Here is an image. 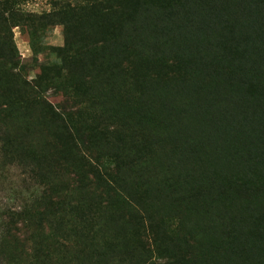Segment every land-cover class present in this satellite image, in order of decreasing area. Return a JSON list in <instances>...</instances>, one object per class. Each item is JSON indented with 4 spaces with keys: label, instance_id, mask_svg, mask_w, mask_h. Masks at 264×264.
Wrapping results in <instances>:
<instances>
[{
    "label": "trees",
    "instance_id": "trees-1",
    "mask_svg": "<svg viewBox=\"0 0 264 264\" xmlns=\"http://www.w3.org/2000/svg\"><path fill=\"white\" fill-rule=\"evenodd\" d=\"M165 1H155L150 6H159ZM170 1L174 7L169 11L172 14L179 9H197L207 14L218 28L214 32L216 43L211 41L208 48L198 50L199 57L212 53L213 61L221 64L223 74L231 83L228 96L237 98L246 110L236 118L232 113L222 116L211 132L218 136L224 134V139L241 133L240 150L246 151L248 168H254L260 180L256 182L249 177L236 180L231 183V189L255 187L264 195V81L256 85L250 70L241 84L233 83L238 59L251 56L256 50L264 54V1H245L242 8L246 13L240 19L228 15L230 3L226 0ZM220 1H224L221 9L218 8ZM69 8L86 12L87 19L90 17L95 23L113 13L124 16L127 10L122 0H84L82 6ZM133 18L138 19V15ZM237 20L242 29H252L247 41L253 38L256 42L246 54L231 44V38H224L230 35L227 22ZM76 21L77 16L61 17L59 24L65 30L64 46L57 48L61 62L73 50V42L68 38ZM194 22L185 24L191 26ZM150 23L156 30L153 35L161 34L164 28L170 29L172 24L169 21L162 25L157 11ZM108 39H99L101 48ZM3 58L0 54V60ZM9 59H3L5 69L6 63L12 61ZM143 74L151 78L150 74ZM36 90L34 86L29 103H44ZM142 96L139 98L143 107L130 110L128 115L121 107L112 105L107 109L101 103L92 109L88 118H82L78 111L66 112L47 104V114H40L44 130L56 137L52 139L54 142L63 141L66 146L65 152L52 155L55 157L51 160L9 134V123L4 116L13 112L21 125H27L32 117L28 101L11 95L1 103L0 125L6 130L0 139L2 164L6 167L17 161L27 167L43 189L18 209L0 211V264H198L210 250L194 245L196 234L210 241L206 243L209 248L214 240L212 251L243 252L244 242L237 240L235 233L221 229L215 237L212 235L218 223H228L232 218L227 205L222 203L226 193L212 186L208 197L201 200L203 205L197 203L202 191L199 182H194L196 176L182 160L183 152L178 151L176 143L165 138L167 123L160 122L157 138L152 139L148 123L153 122L155 113ZM219 102L217 99L216 103ZM198 112L192 109L194 116L198 117ZM179 113L182 114L178 112V116ZM256 127L262 129V134H255ZM204 133L203 137L210 138L209 132ZM224 139L211 140L205 153L217 159L227 157L229 162L239 160L238 149L228 146ZM194 142V138H187L188 145ZM158 151H162L158 155L162 175L157 178L150 162ZM180 193H183L181 197ZM197 208L211 217L213 224L208 228L199 224ZM235 210L241 214L243 206L238 203ZM250 216L256 223L253 233L261 241L259 254L264 264V215L253 210Z\"/></svg>",
    "mask_w": 264,
    "mask_h": 264
},
{
    "label": "rangeland",
    "instance_id": "rangeland-1",
    "mask_svg": "<svg viewBox=\"0 0 264 264\" xmlns=\"http://www.w3.org/2000/svg\"><path fill=\"white\" fill-rule=\"evenodd\" d=\"M83 1L0 0V54L6 60H12L6 63L7 69L4 68L6 60H0V105L11 95L26 99L29 103L34 86L41 94L39 99L44 101L42 104L35 101L29 103L32 117L27 125H21L13 112L5 115L9 134L17 136L35 153H43L51 160L55 157L52 155L65 152L66 146L62 144L63 141L54 142L52 139L56 137L44 130L45 124L40 121V114H47V104L66 112L78 111L82 118H88L92 109L101 103L107 109L112 105L119 109L121 107L128 115L130 110L143 107L139 98L143 95L155 113L153 122L148 123L149 133L155 140L160 122L167 123L165 138L174 141L178 151L183 152L181 159L196 176L194 182H199L202 195L197 203L203 205L202 201L208 197L212 186L226 193L222 203L227 205L231 213L229 217L232 218L228 223H218V229L212 235L215 237L221 229L227 230L235 233L237 240L245 245L240 254L230 253L228 249L216 252L212 251L215 248L214 240L211 241L212 248H209L206 243L210 241L196 234L194 245L210 250L198 260V264H262L259 254L262 245H259L261 241L253 233L256 223L250 213L254 210L264 215V195L255 187L231 189V183L236 180L249 177L257 182L259 176L254 168H248L246 151L240 150L241 133L224 139V134L218 136L211 132L214 123L222 116L232 113L236 118L246 110L237 98L228 96L231 83L223 74L221 64L213 61L212 53L205 54L204 58L199 57L198 50L208 48L211 41L216 43L214 32L218 28L212 19L207 14L197 12V9H179L174 15L169 12L174 8L170 0L159 6L150 4L160 0H122L127 8L124 16L113 13L95 23L89 16L87 19L86 12L70 11V6L80 7ZM226 1L230 3L228 15L239 19L243 17L246 12L242 5L247 0ZM262 1L258 0L259 3ZM219 4L218 8L221 9L224 1ZM152 9L157 11L162 25L172 22L171 28H164L165 31L159 35H153L156 30L150 21L156 11ZM135 14L138 19L133 18ZM75 16L77 21L68 38L73 42V50L61 62L57 48L64 46L65 30L63 24L59 23L61 17L73 19ZM183 18L187 20L182 21ZM192 20L195 22L191 26L185 24ZM227 24L230 35L224 38H231V44L239 46L241 52L246 54L256 46L253 38L247 41V34L252 33L251 28L242 29L240 20ZM103 37L109 39L101 48L99 39ZM250 70L256 85L264 81V54L261 50L238 59L233 83L241 84ZM143 73L150 74L151 78L144 77ZM256 90L261 94L259 89ZM217 99L219 103H216ZM192 109L199 110L198 117L193 115ZM178 112L182 114L178 116ZM152 126L158 128H150ZM4 131L0 125V139ZM204 132H209L210 138L203 137ZM256 133L262 134V129L256 127ZM187 138H194V144L188 145ZM211 138H223L228 146L237 148L239 160L229 162L227 157H209L205 151L211 140L214 141ZM161 153L158 151L154 154L150 162L157 178L162 175L158 157ZM2 161L0 148L1 213L6 209H18L26 201L40 195L43 189L27 167L17 161L4 167ZM182 195L178 194L179 197ZM238 203L243 206L241 214L235 210ZM197 210L199 224L204 228L211 226V217L201 208Z\"/></svg>",
    "mask_w": 264,
    "mask_h": 264
}]
</instances>
